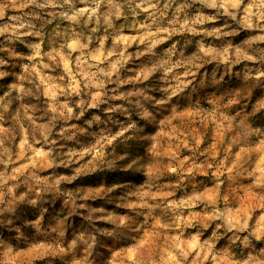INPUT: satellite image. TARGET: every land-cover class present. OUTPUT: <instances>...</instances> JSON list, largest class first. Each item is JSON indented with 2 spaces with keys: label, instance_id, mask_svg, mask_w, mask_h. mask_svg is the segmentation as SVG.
<instances>
[{
  "label": "rangeland",
  "instance_id": "obj_1",
  "mask_svg": "<svg viewBox=\"0 0 264 264\" xmlns=\"http://www.w3.org/2000/svg\"><path fill=\"white\" fill-rule=\"evenodd\" d=\"M0 264H264V0H0Z\"/></svg>",
  "mask_w": 264,
  "mask_h": 264
}]
</instances>
